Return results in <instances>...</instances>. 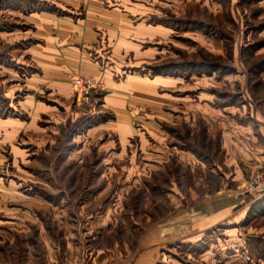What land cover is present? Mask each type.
I'll return each instance as SVG.
<instances>
[{"label":"rangeland","instance_id":"obj_1","mask_svg":"<svg viewBox=\"0 0 264 264\" xmlns=\"http://www.w3.org/2000/svg\"><path fill=\"white\" fill-rule=\"evenodd\" d=\"M105 3L145 26V60L129 54L128 70L160 78L172 103L134 120L125 153L112 130L94 129L116 118L100 112L99 88L94 106L73 97L77 115L53 119L49 106L62 109L48 90L28 96L25 16L86 8L0 0V264L132 255L155 225L218 194L239 205L198 240L165 244L156 264H264V193H238L264 172V0Z\"/></svg>","mask_w":264,"mask_h":264},{"label":"crops","instance_id":"obj_2","mask_svg":"<svg viewBox=\"0 0 264 264\" xmlns=\"http://www.w3.org/2000/svg\"><path fill=\"white\" fill-rule=\"evenodd\" d=\"M64 2L73 8H86L85 15L73 18L41 12L25 16L34 27L31 37L36 39L24 50L26 65L33 68L26 81L30 89L28 96L34 102L37 91L48 90L53 96L51 103H57L62 109L56 113L54 108H58L50 105L48 112L53 119L63 121L77 115L71 107L74 88L70 74L79 73L101 82L100 112L114 113L116 118L94 129L103 126L112 130L119 136L125 153L131 137L140 135L141 128L135 126L134 120L145 117L146 109L151 110L149 115H157L167 103H172L161 92L160 78L155 76L152 80L138 70H128L131 63L126 58L129 54L136 59L132 64L138 65L139 59L143 64L145 60L146 50L141 49L140 42L146 35V28L116 9L107 8L105 0ZM46 107L44 105L43 109ZM141 141L144 145V140ZM238 205L230 195L218 194L197 200L155 225L151 234L139 240L132 255L128 250L117 258L103 254L93 264H156L165 244L198 240L210 227L224 221Z\"/></svg>","mask_w":264,"mask_h":264},{"label":"built area","instance_id":"obj_3","mask_svg":"<svg viewBox=\"0 0 264 264\" xmlns=\"http://www.w3.org/2000/svg\"><path fill=\"white\" fill-rule=\"evenodd\" d=\"M70 81L74 88V97L78 103L86 104L89 107L94 106V100L92 97V91L96 89H102L103 85L101 82L94 78L81 75L79 73L70 74ZM239 190L241 193H253L259 192L264 193V172L252 176V178L246 182ZM237 193V194H238ZM238 194V195H239Z\"/></svg>","mask_w":264,"mask_h":264}]
</instances>
